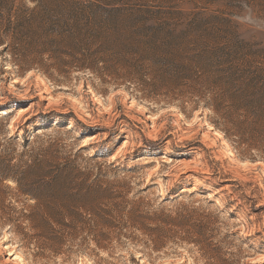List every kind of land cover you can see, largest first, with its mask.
<instances>
[{"label":"rangeland","instance_id":"obj_1","mask_svg":"<svg viewBox=\"0 0 264 264\" xmlns=\"http://www.w3.org/2000/svg\"><path fill=\"white\" fill-rule=\"evenodd\" d=\"M9 148L84 221L0 179V264H264V0H0Z\"/></svg>","mask_w":264,"mask_h":264},{"label":"trees","instance_id":"obj_2","mask_svg":"<svg viewBox=\"0 0 264 264\" xmlns=\"http://www.w3.org/2000/svg\"><path fill=\"white\" fill-rule=\"evenodd\" d=\"M29 144L28 141H26V143L23 145V147H27ZM22 156H25V161H22L23 165H27L28 160L30 159V156L28 154L27 151H24ZM12 155H11V150L9 148V150L7 151L6 154H0V179L2 180H7L10 179L12 181H15L18 185H21L23 182V187H21L24 192L26 194H30L31 196L37 198V199H42L44 200V204L48 207V208H53L52 213L54 214V216H59V217H63L66 215L69 216H75L73 223L76 222H83L84 220L81 219L78 215V212L76 211V208L78 207V203L81 202L80 199V194H81V190H82V186L84 185V181L77 183L80 187H78L80 190V194L79 193H73V194H61L60 190H63V188H67L70 189L71 185L74 182V167L71 165V163L67 160H64L63 163L57 164L56 166L53 167V169H51V171H46L44 173V179L47 177L48 180L46 182H44V196L43 197H38L37 195L30 193L31 191L29 190H25L24 189V185L26 184L25 179L27 178V172L28 170H24V171H19L18 168V163L17 164H13L12 163ZM64 177V178H62ZM45 187L47 189H45ZM55 189L54 192L49 191V190ZM73 189V188H72ZM75 189V187H74ZM52 204H57V206H52ZM131 214L137 213L138 216H136V218L138 220H143V219H149V220H156L159 217H161V214L158 213H152L153 216H149L147 213L142 212V210L140 209V205H138V207L136 209H133L131 211H129ZM163 213V211H161ZM95 217L98 218V221H101V223H104L105 225H108L109 228H113V234L115 237H119L120 235H122V228L123 225H121L120 221L116 220L115 216H114V212L112 210H106V209H102L99 213H94ZM136 215V214H134ZM163 222H166L165 219H162ZM57 222L59 223H63L64 225H69L71 223H66L63 222L62 218L56 219ZM101 238L103 239H109L112 237V235H110V233H100ZM129 238V237H128Z\"/></svg>","mask_w":264,"mask_h":264}]
</instances>
